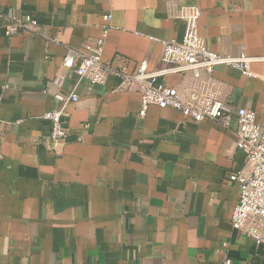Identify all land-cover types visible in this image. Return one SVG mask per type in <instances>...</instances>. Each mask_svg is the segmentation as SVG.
I'll list each match as a JSON object with an SVG mask.
<instances>
[{
	"label": "crops",
	"instance_id": "obj_1",
	"mask_svg": "<svg viewBox=\"0 0 264 264\" xmlns=\"http://www.w3.org/2000/svg\"><path fill=\"white\" fill-rule=\"evenodd\" d=\"M183 6L200 9L211 52L247 54L257 78L219 66L163 82L181 93L208 82L219 101L261 116L264 0H0V264H264V245L231 221L229 175L250 172L234 126L155 105L141 117L140 88L113 93L114 76L54 84L68 53L101 38L113 68L161 69V42L183 38ZM26 15L33 31L6 36ZM56 93L78 102L64 111L66 140L52 144L42 116L61 106Z\"/></svg>",
	"mask_w": 264,
	"mask_h": 264
},
{
	"label": "built area",
	"instance_id": "obj_2",
	"mask_svg": "<svg viewBox=\"0 0 264 264\" xmlns=\"http://www.w3.org/2000/svg\"><path fill=\"white\" fill-rule=\"evenodd\" d=\"M174 16L184 22L185 31L180 42H161V69L148 71L145 62L139 64L132 73H128L124 67L113 68L102 61L104 40L101 38L87 44L86 53L78 59L73 53H68L63 59L62 70L55 77L54 84L61 87L68 74L78 79L87 78L91 84H104L109 76H114L119 80V84L113 93L125 91L133 86L140 88L141 117L150 105H155L161 109L171 108L179 111L194 122L212 120L227 129L234 126L236 147L245 153L250 172H235L229 175V181L236 185L239 194L231 221L241 235L251 239L257 246H263L264 108L261 116L245 108L234 110L217 99L213 87L208 82L203 88H185L181 93L176 87H170L162 80L168 75L184 72H190L195 79H199L202 73L210 76L219 66L236 69L246 77L257 78L250 70L253 59L245 53L232 56L228 53L211 52L199 31L201 11L197 6L179 7ZM110 18V15L104 17L106 21ZM36 25L37 21L29 15L13 19L5 35L16 36L20 32H32ZM53 98L61 106L45 112L42 116L49 125L48 141L52 144L66 140L68 132L63 123L64 111L78 102L75 93H56Z\"/></svg>",
	"mask_w": 264,
	"mask_h": 264
}]
</instances>
